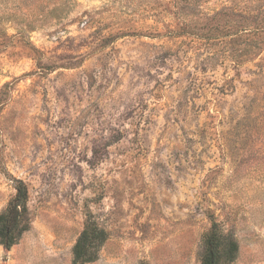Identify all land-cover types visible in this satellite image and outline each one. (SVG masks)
Instances as JSON below:
<instances>
[{"label":"rangeland","instance_id":"1","mask_svg":"<svg viewBox=\"0 0 264 264\" xmlns=\"http://www.w3.org/2000/svg\"><path fill=\"white\" fill-rule=\"evenodd\" d=\"M0 264H264V0H0Z\"/></svg>","mask_w":264,"mask_h":264},{"label":"trees","instance_id":"2","mask_svg":"<svg viewBox=\"0 0 264 264\" xmlns=\"http://www.w3.org/2000/svg\"><path fill=\"white\" fill-rule=\"evenodd\" d=\"M15 195L0 212V245L5 250L17 243L18 237L27 231V225H21L26 217L28 199L26 188L17 183ZM108 238L106 231L89 217L71 249V264H88L98 259V253ZM238 253V245L221 226L212 222L202 237V255L200 264H231Z\"/></svg>","mask_w":264,"mask_h":264}]
</instances>
